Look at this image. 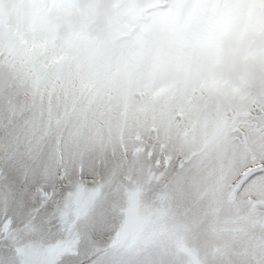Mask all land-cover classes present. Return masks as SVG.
<instances>
[{
	"label": "snow or ice",
	"instance_id": "snow-or-ice-1",
	"mask_svg": "<svg viewBox=\"0 0 264 264\" xmlns=\"http://www.w3.org/2000/svg\"><path fill=\"white\" fill-rule=\"evenodd\" d=\"M68 3L0 0V264H264V103L221 79L264 0H153L59 38Z\"/></svg>",
	"mask_w": 264,
	"mask_h": 264
},
{
	"label": "rangeland",
	"instance_id": "rangeland-1",
	"mask_svg": "<svg viewBox=\"0 0 264 264\" xmlns=\"http://www.w3.org/2000/svg\"><path fill=\"white\" fill-rule=\"evenodd\" d=\"M226 2L229 7L238 5V0ZM154 7L153 0H69L65 7L53 10L50 18L56 24L59 38L79 31L95 37L126 24L131 9L154 11ZM12 75V65L0 62V81ZM221 79L244 96L264 103V34L249 35L239 43L225 41ZM235 103L211 93H203L195 99L196 106L207 112L218 105L229 107Z\"/></svg>",
	"mask_w": 264,
	"mask_h": 264
}]
</instances>
